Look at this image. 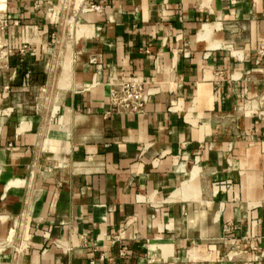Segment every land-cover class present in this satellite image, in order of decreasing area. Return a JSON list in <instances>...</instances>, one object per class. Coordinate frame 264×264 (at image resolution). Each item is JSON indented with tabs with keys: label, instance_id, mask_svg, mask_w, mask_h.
<instances>
[{
	"label": "crops",
	"instance_id": "obj_1",
	"mask_svg": "<svg viewBox=\"0 0 264 264\" xmlns=\"http://www.w3.org/2000/svg\"><path fill=\"white\" fill-rule=\"evenodd\" d=\"M260 48L264 0H5L0 264H264Z\"/></svg>",
	"mask_w": 264,
	"mask_h": 264
},
{
	"label": "built area",
	"instance_id": "obj_2",
	"mask_svg": "<svg viewBox=\"0 0 264 264\" xmlns=\"http://www.w3.org/2000/svg\"><path fill=\"white\" fill-rule=\"evenodd\" d=\"M5 0H0V10L4 8ZM259 52H264L260 48ZM148 93L136 78L112 84L109 89V102L114 112H142Z\"/></svg>",
	"mask_w": 264,
	"mask_h": 264
}]
</instances>
